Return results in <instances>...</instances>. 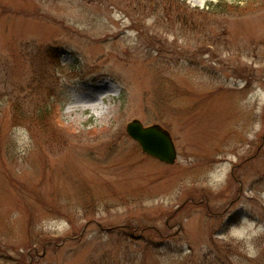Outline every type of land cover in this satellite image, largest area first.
<instances>
[{"label": "rangeland", "instance_id": "374dc122", "mask_svg": "<svg viewBox=\"0 0 264 264\" xmlns=\"http://www.w3.org/2000/svg\"><path fill=\"white\" fill-rule=\"evenodd\" d=\"M105 84L107 116L70 108ZM242 218L264 229V0H0V264H264Z\"/></svg>", "mask_w": 264, "mask_h": 264}, {"label": "water", "instance_id": "95a60500", "mask_svg": "<svg viewBox=\"0 0 264 264\" xmlns=\"http://www.w3.org/2000/svg\"><path fill=\"white\" fill-rule=\"evenodd\" d=\"M127 135L135 141L141 151L165 165H173L177 159L174 142L170 134L158 125L143 127L134 120L126 126Z\"/></svg>", "mask_w": 264, "mask_h": 264}, {"label": "bare ground", "instance_id": "6f19581e", "mask_svg": "<svg viewBox=\"0 0 264 264\" xmlns=\"http://www.w3.org/2000/svg\"><path fill=\"white\" fill-rule=\"evenodd\" d=\"M112 92L113 88L105 84V86L100 85L92 89H85L81 94L74 96L72 99L71 109L74 111L78 110H93L97 112L100 119L109 114L107 108H104L103 103L106 97L105 92ZM70 112V111H69Z\"/></svg>", "mask_w": 264, "mask_h": 264}, {"label": "clouds", "instance_id": "9594fccd", "mask_svg": "<svg viewBox=\"0 0 264 264\" xmlns=\"http://www.w3.org/2000/svg\"><path fill=\"white\" fill-rule=\"evenodd\" d=\"M253 225L251 222H247L246 218H242L238 226H232L229 230V235L237 242H242L244 248L250 253L253 251L251 241L254 237L259 235L264 229L252 231Z\"/></svg>", "mask_w": 264, "mask_h": 264}, {"label": "trees", "instance_id": "16d2710c", "mask_svg": "<svg viewBox=\"0 0 264 264\" xmlns=\"http://www.w3.org/2000/svg\"><path fill=\"white\" fill-rule=\"evenodd\" d=\"M215 9H219V5H215L214 6ZM221 9H232L229 6L223 5L221 7ZM49 115V114H48ZM36 117V118H35ZM30 116L28 117L27 115L23 114L20 110H18V114L16 116L13 117V120L16 122L21 121H25V123L27 124L28 122H36L38 123L42 128L43 126H46V124H48V116L44 113V112H39L38 114H36V116ZM15 125H18V123H14Z\"/></svg>", "mask_w": 264, "mask_h": 264}]
</instances>
